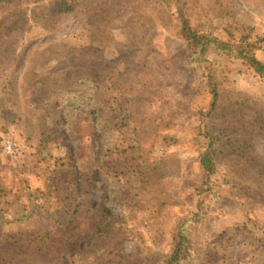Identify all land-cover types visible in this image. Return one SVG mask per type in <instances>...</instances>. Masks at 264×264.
Returning a JSON list of instances; mask_svg holds the SVG:
<instances>
[{
	"label": "rangeland",
	"instance_id": "1",
	"mask_svg": "<svg viewBox=\"0 0 264 264\" xmlns=\"http://www.w3.org/2000/svg\"><path fill=\"white\" fill-rule=\"evenodd\" d=\"M224 1L233 20L264 35V0ZM216 2L0 3V210L7 209L12 219L2 221L0 233L40 231L37 217L25 216L31 192L72 179V159L90 199L100 196L92 180L94 123L76 110L56 123V109L41 90L46 76L91 69L119 77L116 89L135 98L136 122L112 112L108 160L114 162L117 147L133 144L139 129L153 175L141 182L137 169L122 164L119 174L104 176L105 188L116 195L104 204L105 213L135 228L125 250L136 256L112 264H143L156 251L159 256L146 264H160L174 249L179 223L200 208L205 212L193 232L197 253L187 264H264V245L236 232L244 224L264 228V76L239 56L238 42L230 53L213 48L205 59L193 60L177 18L183 11L194 25L214 23L217 34L228 39L223 27L230 18L215 14ZM256 55L264 61V47ZM205 131L215 136L210 151L217 169L210 175L201 164L211 141ZM7 138L18 149L8 151ZM0 264L28 261L4 258ZM70 264L103 263L78 255Z\"/></svg>",
	"mask_w": 264,
	"mask_h": 264
},
{
	"label": "trees",
	"instance_id": "2",
	"mask_svg": "<svg viewBox=\"0 0 264 264\" xmlns=\"http://www.w3.org/2000/svg\"><path fill=\"white\" fill-rule=\"evenodd\" d=\"M11 1L14 0H0V3ZM157 1L163 3L167 0ZM216 3L215 14L230 18L223 27L229 35L228 39L217 34L215 30L218 27L214 23L207 25L208 23L201 21L200 24L194 25L187 13H178L180 32L188 42L192 59H205L207 52L213 48L218 54L230 53L235 50V44L238 42L239 56L264 76V61L256 55V51L264 47V35H255L246 30L241 20H233L232 9L224 0H218ZM43 80L41 90L45 89L43 93H46L56 109L53 116L56 123L60 115L66 116L67 112L72 110L81 111L84 119H90L94 123L92 180L97 184L100 196L95 201L90 199L89 192L82 187V176L77 169V163L72 159V179L63 183H48L46 187H39L36 192H31V209L25 211V216L31 218L32 213L37 217L40 231L30 233L13 229L7 234L0 233V260L8 258L28 261V264H70L76 256L85 255L93 256L100 263L112 264L117 259H131L136 255L125 250V243L134 236L135 228L130 226L129 222L119 221L105 213L104 204L115 199L116 195L110 194L105 188L104 176L119 174L122 164L137 169L141 182L150 181L153 176L147 159L150 150L145 147L137 125L135 129H138L139 135L134 137V143L126 148L115 149V159L118 163L113 164L115 159L112 163L108 160L111 150L108 134L111 130L112 112L116 117L127 116L136 122L135 98L126 94L125 90L116 89L122 84L119 77L97 75L91 69L64 70L46 76ZM212 91L213 105H216L219 99L218 86L214 85ZM44 100H47L46 97ZM205 135L209 136L211 141L209 147L201 154V164L207 175H210L217 169L216 160L210 151L215 136L210 131H205ZM46 147L47 145L43 144V148ZM226 182L228 180L223 181ZM7 211L5 208L0 210V224L2 221L12 220L7 218ZM204 212V209L200 208L194 215L179 223L174 233V249L160 264H187L194 259L197 253L193 247L194 224ZM238 230L236 232H242V235L245 234L258 245H264V228H257L254 223L244 224ZM160 233L163 235L162 231ZM159 254L156 251L146 256L143 264Z\"/></svg>",
	"mask_w": 264,
	"mask_h": 264
},
{
	"label": "built area",
	"instance_id": "3",
	"mask_svg": "<svg viewBox=\"0 0 264 264\" xmlns=\"http://www.w3.org/2000/svg\"><path fill=\"white\" fill-rule=\"evenodd\" d=\"M5 145H6V149L8 151H14V150L18 149V143L13 138L5 139Z\"/></svg>",
	"mask_w": 264,
	"mask_h": 264
}]
</instances>
